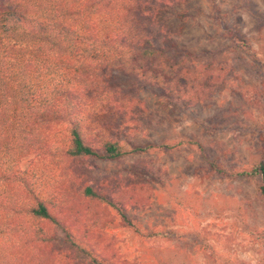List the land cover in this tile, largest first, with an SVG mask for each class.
I'll use <instances>...</instances> for the list:
<instances>
[{
  "label": "trees",
  "instance_id": "obj_1",
  "mask_svg": "<svg viewBox=\"0 0 264 264\" xmlns=\"http://www.w3.org/2000/svg\"><path fill=\"white\" fill-rule=\"evenodd\" d=\"M187 1L0 0V264H68L53 226L75 244L69 222L104 233L108 206L133 226L121 205L149 200L143 182L80 183V161L154 146L121 144L116 132L142 101L117 74L185 106L210 96L211 65L172 57L154 34L160 16ZM31 153L38 161L23 169ZM250 174L261 176L264 198V150Z\"/></svg>",
  "mask_w": 264,
  "mask_h": 264
},
{
  "label": "rangeland",
  "instance_id": "obj_2",
  "mask_svg": "<svg viewBox=\"0 0 264 264\" xmlns=\"http://www.w3.org/2000/svg\"><path fill=\"white\" fill-rule=\"evenodd\" d=\"M154 34L172 57L211 65L213 91L185 106L117 74L142 101L116 132L121 144L154 146L86 158L80 183L139 181L150 198L121 205L133 226L108 206L104 233L70 221L75 244L53 226L54 245L68 249V264H264L261 176L250 174L264 150V0H188L164 12Z\"/></svg>",
  "mask_w": 264,
  "mask_h": 264
}]
</instances>
